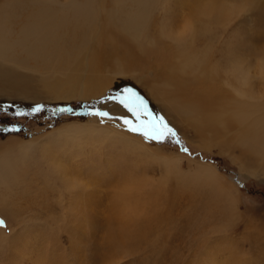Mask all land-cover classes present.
<instances>
[{
	"label": "rangeland",
	"instance_id": "374dc122",
	"mask_svg": "<svg viewBox=\"0 0 264 264\" xmlns=\"http://www.w3.org/2000/svg\"><path fill=\"white\" fill-rule=\"evenodd\" d=\"M9 1L11 0H5V1L0 0V5H1L0 16H2V14L4 13L3 12L5 11L4 8ZM21 1L24 3L23 7L19 6V9H17L18 12L16 14L14 13L8 19V26L11 29L9 35L11 37L13 36V34L15 33L17 34L18 31L20 33L21 31L20 29H23V27L29 22L30 20L29 18L31 17L30 15H32L31 18L33 19V12H35L34 7L37 6V4L43 5L44 3L42 0H21ZM55 1L56 2L58 1V3L60 4H68L70 0H65V2L64 0H55ZM78 1L84 2V0H78ZM143 1L142 0H117V1L96 0L97 4L95 3V6L96 9L98 10L100 6L104 4L107 12L108 11L110 12L112 9H118L121 11L122 8L119 6V3L122 2L124 4L125 9L124 11L121 12L119 11L120 13H127L132 17L133 15H135L136 20L137 17L139 18V16H143L142 21L143 22L145 21L144 22L145 24L143 26H145L144 27L146 32L145 36H147L146 42L144 43L142 39L138 41L137 37L132 36L133 35L132 32L129 33L126 31L124 32V29L119 27L117 23L112 21L111 23H108L109 18L107 19L104 13L98 12L99 13L97 15L98 22L96 21L95 27L94 26L92 27L86 26V28L83 27V30L78 32L77 36L76 34L73 35V31H72V33L70 32V36L65 40L63 51L73 53L74 51L69 50V47L75 46L77 48V51H79L77 53V57L78 56L80 57L78 59L79 63L77 64L78 66L76 67L77 69H75L76 71L74 73V76L69 81L70 83H67L65 89L61 92L60 99L57 98L55 95L51 94L52 92L48 90L44 85L46 84V80H49V78L54 77V75L51 76L52 72L53 74H55L57 71L59 72L60 60H56L54 62V64L56 65L55 70H47L48 72L50 71L49 73L44 72L43 70L42 72L37 69L35 71L34 70L28 71L27 69L18 67L11 62L9 64H5L6 66L1 65L7 69H8V65H10L11 66V67L9 66L10 70L14 72L16 71L18 73L19 72L23 73L24 70V74L26 75L25 76L26 80L29 81L31 79V83L30 84L28 83L29 85H27L28 90H26L25 88L26 86H21L20 91L19 89L17 90L14 89V92L12 93H3L5 92L3 91L4 88H0V154L6 152L9 153V151L14 152L19 148V146L31 143L35 140H38V144H42L43 138H45V136L53 134L55 135V137H52V139L48 138V141L50 140L48 144H56L57 147L54 146V148H55V152L58 151L56 153V155H58L57 158L61 160L63 164L68 168V171L72 175L71 177L73 176L77 177L78 175H80V177L82 176L81 178H84V180L89 184L81 183L83 184L82 187L84 185L85 186L83 188L80 187L79 188L80 191L77 189L76 191H70L68 193L64 192L60 196L59 192L56 189L58 186H61V184H63L62 183L63 181L59 177H54L56 173L51 174L50 176V178H52L51 181L47 180V177L49 175V171H46L48 167L47 165L48 163L42 161L38 165L32 167L29 172L33 176H30L31 174H28L24 179L25 182H28L26 187L27 189L23 188L24 180L23 181L20 180L22 182L20 181L18 182L20 183L19 186L17 185L16 186L17 188L15 187L10 197H6L4 195L5 198L7 199L6 202L2 201V199L0 201V231L6 233L7 236H9L10 234V236L8 237L9 239H7V242L5 244L0 243V262H1L0 264H10V259L11 257H13V254H15V252H17L19 248L25 246L24 244H22L23 240L26 241L30 239L32 240V242L30 246L27 245L29 247V248L27 247V252H31V250H33L32 251L33 253L35 248L36 249L35 253H36L38 248L37 253L41 254L42 256H48L49 253L46 251V246H47L50 252H53V254H56V252H63L64 256L69 257V258L66 257L68 261L71 258L72 260L69 261L70 264H76V263L100 264L101 260L98 262H95L93 260L92 262L87 256L93 247L96 248V249L93 248V251L95 252H100V253H102V251L107 252V246L104 245L102 249L101 247L99 249V247H97V243L95 242V240L101 239L100 234L103 237L105 236V230H106L105 228H107V224H111V222H115V224L124 223V226H128L132 224V227L135 223L136 224L143 223L142 225H145V227L147 228L142 231L143 237H146L148 241L151 242L147 244L146 242H142L141 240L136 246H133L131 252H133L134 250L135 251L130 255H127V258L121 260L122 255H118L116 256V260L111 259V264H123V263L147 264V260L148 261L153 260V258L156 255H158L159 252L164 253L165 247H166L165 250L170 249V247H172L175 248V251L176 250L178 251L177 247L174 245V243L177 240H180L181 243L187 241L190 242L191 241L190 238L193 237L195 238L196 235H197L196 238H198L200 231L202 230L206 232L203 238L210 240L219 239V241H223V242H228L229 240L241 241V239L247 237L248 239L247 240L245 239L244 241H242L244 243H241L242 244L240 246V248L242 249V250L240 249L241 251H246V249H249V246L252 244L251 241L254 240L261 242L264 241V161L261 160L260 156L259 157L256 156L258 147L253 148L256 146L251 145V147L248 146L247 148L246 146L242 145L243 146L242 148L240 144H237L236 141L237 139H235V137L232 135L234 130L231 132L230 129L225 130L223 132V131H217L216 130L217 128H213L209 131L204 132V135H201L202 138L201 140L198 137L195 138V131H193V129L189 125L184 123L185 119H183V117L182 118L179 117L178 114H177L178 116L177 115L175 116L174 114L173 116H169L164 119L165 121L167 120L166 122L169 124V126H171L176 130L177 135L175 137H169L162 144L156 143L155 141H145V139L141 135L127 131V126L123 123V120L128 119L129 121L132 122V126L143 125L144 126L143 130H150L152 127V122L154 120H157L158 117H160L159 113H154L155 111L150 108L149 104L146 102V100H144L145 98L141 96L140 90L136 89L135 86L132 85L126 77L124 78L117 77L116 80L115 79L112 80L109 79L110 76H108L111 75L110 73H108V70L111 69L112 66L114 65L117 70L120 69L126 71L131 70L130 72L131 75L133 76L131 77L130 75V77L133 78L134 80H137L139 75L146 76V79L148 78L147 82L153 84L152 80L154 79L155 83H157L158 84L157 86L159 87L163 85L162 80L167 81L168 71H171V68L174 69L176 67L175 62L177 60L175 61V58L179 56L181 50L182 51L185 50L186 52L185 53L183 52L184 54L183 60H185L184 61L185 63L189 59L192 58L194 59L197 55H199L200 58L206 57V60L202 62L201 65H198L196 63L195 65L199 66V69L205 70L206 73H211L213 75V79L224 78L225 80V78L226 79L228 78L227 81L232 82L234 80L233 76H231V73H233L232 72L233 68L232 69L230 68L234 67L233 64L235 62L234 59V56H236L235 54H238V56H240L241 53L242 56L243 55L253 56V54H257L252 44L249 45L250 48H248V46L247 47L244 46L245 49L241 53H238V51L236 50L238 49V46L241 47L243 43L247 45L248 40L252 37L253 33H254L253 35L254 38H257L260 34L261 37L262 36L264 37V33H263L264 12H262V10H255L253 13H247V15H245L241 20V17L238 18L237 16H235V14H233L232 11L231 13H229L231 14L230 17L227 11L229 10L231 11V9L233 10L232 7L241 4L240 3L241 0H233V1L221 0L222 3L218 2L217 5H219L222 11L224 12L222 11L220 12L218 10V14H220V16L222 15V13L223 15L226 14L227 17L222 19H224V21L226 19H230L231 21L230 20L228 22L226 21V23L223 25L227 26V24L233 22L231 26H229L227 29L225 26H224L225 28L221 27L223 25L218 24L217 21L216 23L215 20L217 19V17L215 19V17L213 16L211 17L212 21L214 20L212 24L213 26L215 25L214 26L215 28H218V32L215 31V28L212 27L211 24L210 25L212 28L211 32L210 34H207L208 32L207 33L204 32L205 29L203 30L201 29L204 27L203 24L196 23L197 25L196 32L197 34L198 33L199 34L198 35L196 34L195 40L193 39L192 42L191 40L188 41L189 39H191L190 38L191 36L190 35H188L189 37L186 36L185 39L183 40L185 42V45H183L184 42L182 43L184 48L183 46H181V48L176 46V48L178 47L176 50L175 45L173 44L174 42L170 40L169 41L163 40V38H161V32L163 31V29L160 28L163 27L164 23L170 20H171L170 22H172V20L174 22L176 21V19L180 20L181 19L180 17L184 16V14H182L184 13L183 11L184 7H182L181 5L182 0L180 1L179 0H156V1L149 0L150 1L149 4H147V1L145 0ZM169 1L171 7L170 4L168 6ZM199 1H204V4L202 6L201 4L200 6L197 5L196 6L197 11H199L200 8L206 6H207L206 11L210 9V7L208 6L210 4L207 0H199ZM251 1L254 0H249L248 2H250L251 4L252 3ZM191 2L193 5L195 4L194 0H191ZM254 2H256V0ZM30 6L33 8L31 9ZM25 7H27V9ZM110 7L112 9H110ZM173 7L175 8L173 9ZM147 8H149L150 11H148ZM171 8L173 9L172 11ZM142 10L144 11L142 12ZM163 12L167 14H164ZM200 12L201 10L198 13ZM7 13L12 14V12L10 11H8ZM195 13L193 12L191 14V16L193 15V17L191 18L189 17L187 19L186 22L188 24L190 23V19L192 20L193 18H196L197 13L196 14ZM145 14L147 19L144 18ZM23 15L26 18H24ZM165 15L166 16L169 15L170 18L169 16L166 17ZM236 15H239L238 12L236 13ZM165 18L166 20L168 18V21H165L164 20ZM202 18L204 19L205 22H208L204 17H201L200 20H202ZM251 19H254L255 22L253 25L250 26ZM212 31H215L213 32L215 34H213ZM149 36L152 37V39L149 38ZM212 36L214 37L211 38ZM70 37H72L71 41H70ZM133 37L134 40L132 39ZM73 38H75V41H72ZM150 40L153 41L151 42ZM149 45H152L153 47ZM260 46H262V48L264 49V42H262ZM142 49L145 50L146 53L143 52ZM200 49L202 51H200ZM140 50H142V52ZM170 50L171 53L169 52ZM239 50H241V48H239ZM187 52L188 53L191 52L190 54L192 55V57ZM23 54L24 53L22 54L20 53L18 55L21 56L20 59H23V64H26L28 62V61L26 62L25 60V58L27 59V55L26 54L23 55ZM175 54L178 56H176ZM115 56H118L119 58L117 61L113 63ZM247 56H244L245 59L247 58ZM171 58L174 62L171 61ZM227 58H229L228 62L230 61L231 63L230 62L229 63L232 65H230L227 62ZM252 58L253 60L252 59L250 60L248 58L250 62L252 61L254 62L255 56ZM230 59H232V61ZM214 61L218 62L219 64ZM30 63L33 62H28V65ZM99 63L101 64V67H99ZM95 65H98V67H95ZM216 66L221 70L220 69L218 70ZM168 67L169 69H167ZM188 67L190 68V66ZM195 68L196 66L193 67V69ZM94 69L97 70L99 69L100 71V73L98 74L99 76L93 77V79L95 80L93 81L95 83L89 81V79L92 78L88 79V77H83V74L90 75V72ZM163 69L165 70L167 69V70L163 71ZM174 70H176V68ZM86 71L88 72L86 73ZM223 72L225 75L222 74ZM228 72H229V76H228ZM27 73L29 74V76ZM104 73L105 75L102 76V74ZM58 76L59 75H56V77ZM178 76L179 75L176 76V79H178L177 78ZM184 77L186 76L184 75L183 78ZM98 79L101 80V82L104 84L105 90L104 89L101 90L102 93L99 91L100 93L98 92L96 94L92 93L90 95H84L87 89H92L95 88L96 86H100L98 83ZM43 80H45V82ZM215 82L210 83L209 85L210 87L207 86L206 88L204 87L201 90L199 89L200 91L198 90V92L194 91L193 88H188V89L186 88L185 89L186 92L184 91L185 95L183 96L185 99L186 98L190 99L193 98L195 95H197L200 100L210 101V99H212L214 100V102L217 100L224 101V99H227V97L230 96L228 94L229 92L226 89H222L220 83L218 84L217 81ZM106 83L107 84L110 83L109 86H107ZM218 86L221 88H219ZM22 87H24L25 89H23ZM208 87L210 88V90ZM34 90H38V93L37 92L34 93ZM215 90L217 93L215 92ZM42 92L45 94V96ZM45 92H48L49 94ZM130 92H135L136 94H138L139 97H142L143 100L145 101L146 111L141 110L139 118H137L135 114L130 112L128 108H126L122 103H120L122 99L129 96ZM209 92H212L213 94L211 93L210 95ZM225 92H227V94ZM38 94H40V97ZM70 94L72 96H70ZM109 97H112V99H108ZM101 101H103V103H101ZM108 105L111 107H109ZM38 106L41 107V111L35 110ZM119 106L120 107L122 106L121 110L122 111L125 110V111L122 112L121 110L117 109V107ZM97 111L109 112L110 117L113 118L99 117L92 114ZM72 124H74L73 126H75V128L77 127V129L75 130L81 131L83 134L84 139L82 140V142L79 141L80 144H83L82 147L79 146L77 142H74V140L65 137L63 131H67L69 127L72 126ZM83 124L86 126L87 129L85 128V126H83ZM88 124L90 127H87ZM79 126L81 128L83 127V130L79 128ZM157 126L159 127L158 124ZM88 128H90L89 131L91 133L88 131ZM84 132L85 133L87 132V134H85ZM60 133L61 134L63 133L62 136L60 135ZM119 134H123V135L121 136ZM124 134H126L127 136ZM103 135L105 138L102 137ZM123 136L125 138H123ZM57 138L58 139L61 138V139L58 140ZM110 138L112 140H110ZM115 138L118 139V143L116 142L117 140ZM130 138H131V142L129 140ZM177 140L179 141V143H176ZM135 143H140V144L142 143L141 145L143 147L138 148L137 144ZM61 144H64L65 147L62 146ZM59 147L61 148V150ZM80 148L83 150H81ZM85 148L86 150L84 151ZM184 148H187L188 152H184L182 150ZM244 148L247 150H245ZM153 153L155 154V156H157L158 154L159 156L162 155L167 158L178 157L177 159H182V160H178L179 166L176 170H173V168L168 169L169 166L166 167V172H168L170 169L171 170L169 171L170 172L169 174L165 175L164 173H162L163 171L159 166L157 157H155L154 159L151 157V155L153 156ZM76 154L79 156L80 159H77L78 156ZM89 155L90 157H88ZM82 158H83V162H81ZM40 165L43 166V168ZM206 167L213 168V170L222 178L221 183H223L222 184L223 188L226 187L228 190L231 189L232 191L233 190L236 191V198L238 199V203H239L238 204L239 209L237 210V213H230L225 209L222 200L217 198V194L215 195L213 191L215 190L214 188L207 186L204 183H201L200 179L197 180V178L196 179L195 177L193 178V176H195L196 173L199 172L202 173V168L206 170ZM39 169L41 172L39 171ZM43 170L45 172H43ZM75 173L78 174L76 175ZM148 178L151 179L150 181L151 184L150 183L147 184V190H146L144 187L143 188L141 187L143 186V183L141 182L145 181V183H147ZM164 178L167 179V182L163 181ZM137 180H139L138 183L137 182L135 183L134 181ZM43 181L45 183L49 182L48 183L49 186L47 183L45 184ZM42 182L45 185H42L43 184ZM131 183H134L135 185L139 184L140 188L143 191H146V193L145 192L143 193V191L140 190L137 192L136 190H134V187L130 185ZM185 184L186 186L184 187ZM126 185L128 186L130 185L129 188L132 186V189L130 188L129 190L128 188L127 190ZM29 186L30 188H28ZM86 186L90 188H86ZM121 187H125V191H123ZM96 188L97 191L95 190ZM97 192L99 193V195ZM70 194L72 195V197L70 196ZM92 194H94L95 196H93ZM86 195H90L91 197H93L92 201L90 202L91 204L89 203V206L91 205L90 206L91 209L89 208L88 205L81 206L77 204L80 201V199H83L86 203H88L87 200L88 198L85 197ZM78 196H80L81 198ZM94 197L96 198V200ZM76 200L78 202H76ZM10 203L12 205L11 207H10ZM94 203L96 204L93 205ZM117 203L120 205H118ZM126 204H130V205L126 206ZM122 205L125 206L122 207ZM157 205L159 207L154 208L157 207ZM78 207H81L82 212L86 214L85 218L86 217L87 218L86 219L82 218L78 213L79 218L78 220L77 219L76 220L78 221L79 226L76 227L75 230L73 231V229L70 228V224H75V223L70 221L66 222V220L69 219V217H67V214L70 213L71 208L74 209ZM99 207L101 208V210L98 209ZM120 207L132 208L131 215L129 212H126L127 215L124 214L122 217H119L121 215V214L118 215V210ZM148 207L150 210L148 209ZM152 207L153 209H151ZM85 208L87 209L88 214L85 212L86 211ZM142 212L144 213L140 215L139 213ZM91 213L93 214L91 215ZM63 217H65V220H61L60 223L63 224L61 226L59 221L61 218L63 219ZM72 218L75 219L74 217ZM79 219L80 221L82 219V222H80ZM140 219L141 222L139 221ZM96 222L100 224L102 228V233L101 232L99 233L96 230L97 229V227H95V224H97ZM93 223H94L93 225L94 228L91 227ZM152 225H155L156 227L162 225V229H161L162 231H157V233L150 231L149 227L152 228L153 227ZM80 226H82L81 229H79ZM188 227H191V229ZM90 228H93V230ZM76 229H79L81 231L79 232V230ZM87 229L88 231L89 230L90 231L87 232ZM12 231H15V233L17 232L23 235L21 238L22 240L15 239L16 242H13L14 240H12V242L15 243L16 246L18 245L17 247L15 245L14 246L11 245L13 244L11 242V238L13 237ZM40 231L41 233H39ZM35 233H38L37 237L34 235ZM57 233L59 235H57ZM61 234H63L62 237ZM26 235H28L29 237ZM65 235L67 238L65 237ZM55 236L58 239H56ZM53 237L56 239L55 241ZM34 238L37 239V241L34 240ZM75 239H77V241L83 239L84 241L87 242H84L85 243L84 245L83 243L77 242ZM51 240L53 241L50 242ZM72 240L76 241L77 245H80L79 246L80 249H78L77 251L70 250L69 241L71 242ZM58 245H61L63 251H60V249H58ZM231 248L234 249L235 248L234 245L231 246ZM212 252L218 253L219 251L218 252L216 250L213 251L212 249L210 250V253ZM19 256L20 255H18L17 259L19 258ZM125 260L126 262H124ZM108 264H110V258H108Z\"/></svg>",
	"mask_w": 264,
	"mask_h": 264
},
{
	"label": "bare ground",
	"instance_id": "6f19581e",
	"mask_svg": "<svg viewBox=\"0 0 264 264\" xmlns=\"http://www.w3.org/2000/svg\"><path fill=\"white\" fill-rule=\"evenodd\" d=\"M42 1L44 2L43 5H41V4L38 5L37 4V6L34 7V11L35 12H33V19L31 18L32 15H30L31 17L30 18L28 17L30 19L29 22L23 27V29L19 28L21 31H20V33L18 31V33H19V34L17 33L18 35L16 33H15L16 35L13 34L12 37L9 35V32H10L11 29L8 26V19L14 13L16 14L18 12L17 9H19V6L23 7L24 3L21 0H11V1H9L8 4H6V6L4 8L5 9V11H3L4 13L2 14V16H0V88H4L3 91H5V92H3V93H12V92H14V89H16V90L19 89V91H20L21 86H26L25 88H26V90H28L27 89L28 88L27 85H29L31 83V79L29 81L26 80V77H25L26 75L24 74V70L23 69H27L28 71H30V70L31 71L32 70L35 71L37 69V70H40V71L43 70L44 72H48L47 70H55V66L56 65L54 64V62L56 60H60L59 61V69H60L59 72L57 71L55 74H53V72H52L51 76L54 75V77L49 78V80L45 79L46 80V84H44L46 86V88L52 92L51 94L55 95L57 98L60 99L61 98V92L65 89L66 84L70 83L69 81L74 76V73L76 71L75 69H77L76 67H78L77 64L79 63L78 59L80 57V56L77 57V53L79 51H77V48L75 46L74 47H69V50L74 51L73 53L72 52H66V51L64 52L63 51L64 45H65V40L70 36V32L72 33V31H73V35L76 34V36H77V33L83 30V27H85V28H86V26H91V27L94 26L95 27L96 21L98 20V18H97V15L99 14L98 12L104 13V15H106V18L107 19L109 18L108 19L109 20L108 23H111V21L115 22V23H117V25L119 27L124 29V32L125 31L128 32V33L132 32V34H133L132 36L137 37L138 41H140V39H142L144 41V43L146 42L147 36H145V34H146L145 28H144L145 26H143L145 24L144 23L145 21L144 22L142 21L143 20L142 19L143 16H139V18L137 17V20H136L135 15H133V17H132V16H130L127 13H120L121 11H124V9H125L124 8V4L122 2L119 3V6L122 8L121 11L118 10V9H112L110 7V9H112V10L110 12L109 11L107 12L104 4H102L100 6L99 10L96 9V6H95L96 0H84V2H79L78 0H70L68 4H60V3H58V1L56 2L55 0H42ZM145 1H147V4H149V2H150L149 0H145ZM207 1L210 4V5H208L210 7V9L208 11H206V7L207 6L206 7H202V8H200L201 12L198 13L200 10L197 11V7L196 6L197 5L200 6V4L202 6L204 4V1L194 0L195 4L193 5L191 0H182L181 5H182V7H184L183 8L184 13H182V14H184V16L180 17L181 18L180 20L176 19V21H174V22H173V20H172V22H170L171 20L168 21V18H167V20L165 18L164 20L168 21V22L164 23L163 27L160 28V29H163V31L161 32V38H163V40H167V41L170 40V41L174 42L173 44L175 45V48H176V46L181 48V46L185 45V42L183 40L185 39L186 36H188V35L191 36L190 37L191 39H189V40L187 39L188 41L191 40V42H192L193 39L195 40V36L197 34V32H196L197 31L196 30L197 29L196 23L203 24L204 27L201 28V29L202 30L205 29L204 32L205 33L208 32L207 34H210L211 29H212L211 26L212 27L215 26V25L213 26V24H212L214 22V20L212 21L211 17L214 16L215 19L217 17L215 22L217 21L218 24H222V25L225 24L226 21L228 22L230 20V19H226L224 21V19H222V18L227 17L226 14L223 15V13H222L221 16H220V14H218V10L220 12L222 11L221 7L219 5H217L218 2L222 3L221 0H207ZM248 1L249 0H241V2H240L241 4L236 5L237 7L236 6L232 7L233 10L231 9V11L227 8L229 10V11H227L228 14L233 11V14H235V16H237L238 18L241 17V20H242V18L245 15H247V13H253L255 10H262V12H264V0H256V2H254L255 1L254 0V1H251L252 2L251 4ZM64 2H65V0H64ZM144 4H146V3H144ZM169 4H170V1L168 3V6H169ZM170 7H171V4H170ZM182 7H181V9H182ZM25 8L27 9V7H25ZM30 8L32 9L33 7L30 6ZM174 8L175 7H173V9ZM173 9L171 8V11ZM21 10H22V8H21ZM147 10L150 11L149 8H147ZM147 10H145V11H147ZM8 11L12 12V14L7 13ZM143 11L144 10H142V12ZM193 12L194 13L196 12L197 16L195 15L196 18H193L192 20L190 19V23H189L190 25H189L186 21H187V19L189 17L190 18L193 17V15L191 16V14ZM222 12H224V11H222ZM237 12H238L239 15H236ZM164 14H167V13H164ZM25 16H27V15H25ZM168 16L169 15H167L166 17H168ZM177 16H178V14H177ZM186 16H188V17H186ZM200 16L206 18V20L208 22H205L203 18H202V20H200L201 19ZM229 16L231 17V14H229ZM250 16H251V14H250ZM23 17H24V15H23ZM24 18H26V17H24ZM144 18L147 19L146 18V14H145ZM169 18H170V16H169ZM137 21H139V22H137ZM250 22H251V24H250V26H251V25L254 24L255 21H254V19H251ZM232 23L233 22H231L230 24H227V26L226 25H223V26L218 25V26H221V27L225 26L226 29H227L229 26H231ZM17 30H18V28H17ZM151 31H152V29H151ZM215 31L218 32V28H215ZM215 31H212V33L215 32ZM224 31H226V30H224ZM213 34H215V33H213ZM80 35H81V33H80ZM80 35H79V37H80ZM222 35H223V33H222ZM253 35H254V33H253ZM253 35L248 40L247 45H245L243 43L241 47L238 46V49L236 51H238V53H241L245 49L244 46H246V47L248 46V48H250L249 45L252 44V46L256 50L257 54H253V56H247V55H243L242 56V53H241L240 56H238V54H235L236 55V56H234L235 62L233 64L234 67L230 68V69L233 68L232 69L233 73H231V76H233L234 80L232 82H228L227 81L228 78L227 79L225 78V80H224V78L223 79H221V78L220 79L219 78L213 79V75L211 73H206L205 70H201V69H199V66L195 65V63L198 64V65H201L202 62H204L206 60V57L205 58H200L199 55H197L194 59L193 58L189 59L185 63L184 62L185 60H183L184 59L183 52L185 53L186 52L185 50L184 51L181 50V53H179V56L175 54L176 56H178V57L175 58V61L177 60L175 62L176 70H174L175 68L174 69L171 68V71H168V74H167V76H168L167 81L162 80V84L163 85H161L159 87L157 86L158 84L155 83L154 79L152 80L153 84H150V83L147 82L148 78L146 79V76H140L138 74L140 77L138 76L137 80H134L133 78H131L133 76V75H131V72H130L131 70L130 71H126V70H122V69L117 70L114 65L112 66L111 69L108 70V73L111 74V75H108V76H110L109 79H112V80L113 79L116 80L117 77H120V78L121 77L122 78L126 77L128 79V81H130V83L135 86L136 89L140 90L141 96H143L145 98L144 100H146V102L149 104L150 108L155 111L154 113H159L160 117L162 116L165 119V118H167L169 116H173L174 114H175V116L178 114L179 117H181V118L183 117V119H185L184 123L189 125L193 129V131H195V138L198 137L201 140L202 139L201 135H204V132L209 131V130H211L213 128H217L216 129L217 131H223V132L225 130H228V129H230L231 132L234 130L232 135L235 137V139H237L236 140L237 144H240L242 148H243V146H246L248 148V146L251 147V145L256 146V147H253V148H257L258 147L257 148L258 150L256 149L257 150V155H256V153H255V155L257 157L260 156L261 160L264 161V49L262 48V46H260L262 44V42H264V37L263 36L261 37V34H260L257 38H254ZM213 37L214 36H212L211 38H213ZM237 37H239V36H237ZM71 38L72 37H70V41H71ZM149 38L152 39V37H150V36H149ZM132 39L134 40V37ZM153 40H154V38H153ZM153 40H150V41L152 42ZM187 40H185V41H187ZM72 41H75V38H73ZM246 41H247V39H246ZM182 43H183V45H182ZM149 44H150V42H149ZM258 45H259V47H258ZM149 46H152V45H149ZM166 48H167V46H166ZM177 48H176V50H177ZM183 48H184V46H183ZM190 48H191V46H190ZM239 48H241V50H239ZM142 50H140V51L142 52ZM200 51H202V50L200 49ZM250 51H252V50H250ZM143 52L146 53L145 50H143ZM169 52L171 53V50ZM20 53L21 54L24 53V54L27 55V59L25 58L26 62L28 61V62H33V63H30L29 65H28V62L26 64H23V59H20L21 56L18 55ZM190 53H188V54H190ZM244 53H245V51H244ZM170 55H172V54H170ZM244 56H247V58L245 59ZM254 56H255L254 62L253 61L250 62L249 59L253 60L252 57H254ZM138 57H139V55H138ZM191 57H192V55H191ZM118 58H119L118 56H115L113 63L115 61H117ZM229 58H227V62H228ZM230 60L232 61V59H230ZM171 61H173L172 58H171ZM10 62L15 64L18 67L23 68L22 69L23 73H20V72L18 73L16 71L14 72V71L10 70V68H9L10 65H8V69L4 68V66H6L5 64H9ZM214 62H216V61H214ZM216 63H218V62H216ZM187 64H189V65H187ZM1 65H4V66H1ZM230 65H232V64H230ZM188 66H190V68ZM194 66H196L195 69H193ZM95 67H98V65H95ZM99 67H101L100 63H99ZM130 69H131V67H130ZM167 69H169V67ZM203 69H206V68H203ZM219 69L220 68H218V70ZM164 70L165 69H163V71ZM87 72L88 71H86V73ZM230 72H231V70H230ZM99 73H100L99 69L98 70L94 69V70H92L90 72V75L83 74V77H88V79L92 78V79H89V81H92L93 83H95L94 82L95 80L93 79V77L94 76H99L98 75ZM225 73H227V72H225ZM222 74L225 75L224 72ZM56 75H59V76L56 77ZM103 75H105V73L102 74V76ZM130 75H131V77H130ZM177 75H179L177 77L178 79H176ZM184 75L186 77L183 78ZM28 76H29V74H28ZM228 76H229V72H228ZM47 77H49V76H47ZM45 80H43V81L45 82ZM229 80H230V78H229ZM215 81H217L218 84L219 83L221 84L222 89H226L229 92L228 94L230 96H228L227 99H224V101H222V100L218 101L217 100V101L214 102V100H212V99H210V101L200 100L197 95H195L193 98H190V99H187V98L185 99L184 98L183 95H185V92H186L185 89L186 88L187 89L188 88H193L194 91L198 92L199 89L201 90L204 87L206 88L207 86L210 85V83L215 82ZM37 83H38V81H37ZM98 83H99L100 86H96L95 88H92V89H87L85 91L84 95H90L92 93L96 94L99 91L101 92V90H103V89L105 90L104 84L101 82V80L98 79ZM109 84L110 83H108L107 86H109ZM214 87H215V85H214ZM221 87H219V88H221ZM22 88L25 89L24 87H22ZM32 89H33V87H32ZM38 89H40V88H38ZM41 89H42V86H41ZM212 89H214V88H212ZM209 90H210V88H209ZM216 90H215V92H216ZM35 92L38 93V90H34V93ZM197 92H195V93H197ZM201 92H203V91H201ZM212 92H209L210 95H211ZM45 93H48V92H45ZM225 93L227 94V92H225ZM43 94H42V96H43ZM38 95L40 97V94H38ZM38 95H36V96H38ZM44 96H45V94H44ZM70 96H72V95L70 94ZM188 96H190V95H188ZM109 107H111V106H109ZM121 108H122V106L121 107L120 106L117 107V109H119V110H121ZM123 111H125V110H123ZM166 112H167V115H166ZM73 125L74 124H72V126H70V127L68 126L69 129L68 130L65 129L67 131H63L64 134H65V137L68 138V139L74 140V142H77L78 145L82 147L83 144H80L79 141L82 142V140L84 139L83 134H82L81 131L75 130V129H77V127L75 128V126H73ZM83 126H85V125L83 124ZM87 127H90L89 124H88ZM79 128H81V127L79 126ZM85 128H86V126H85ZM91 128H92V125H91ZM93 128H95V127H93ZM81 129L83 130V127ZM89 129L90 128H88V131H89ZM63 130H64V128H63ZM105 130H108V129H105ZM59 131H58V133H59ZM62 134L60 133L61 136H62ZM85 134H87V132ZM95 135H97V134H95ZM119 135L122 136L123 134H119ZM124 135H126V134H124ZM52 137H55V135L52 134V135L45 136V138H43V143L42 144H38V140H35V141L31 142V143L21 145V146H19V148L17 147L18 149L16 151H14V152H10L9 151V153L6 152V153L0 154V201L2 199V201L6 202L7 199L5 198V196L6 197H10V195L13 193V190L15 189V187L17 185L19 186L20 183H18V182L20 180L23 181L28 174H31L29 172L31 170V168L34 167L35 165H38L42 161L43 162L45 161V162L48 163L47 164L48 167H47V170H46V171H49V175L47 177L48 181L52 180V178H50L52 173H56L54 177H59V178L62 179V181H63L62 183L63 184H61V186H58L57 189H56L59 192L60 196L64 192L68 193L70 191H76L77 189L80 191L79 188L82 187L83 184H89V183H87L84 180V178H81L82 176L80 177V175H78L77 177L76 176L71 177L72 175L68 171V168L63 164V162L61 160H59L57 158L58 155H56V153L58 151L55 152V148H54V146H56V144H48V142L50 141V140L48 141V138L52 139ZM102 137L105 138L104 135ZM129 137H130V135H129ZM111 138H110V140H112ZM113 138H114V136H113ZM123 138H125V137L123 136ZM59 139H61V138H59ZM116 140H117L116 142L118 143V139H116ZM129 140L131 142V138ZM64 142H65V140H64ZM74 142H73V144H74ZM127 144H129V143H127ZM135 144H137L138 148H142L143 147L141 145L142 143L141 144L140 143H135ZM61 145L64 146V144H61ZM60 150H61V148H60ZM81 150H83V149H81ZM85 150H86V148L84 149V151ZM245 150H247V149H245ZM69 151H72V150H69ZM81 153H83V152H81ZM90 153H92V152H90ZM77 154H78V152H77ZM153 156L151 155V157L153 159L155 157H157V161L159 163V166H160V168L163 171L162 173H164L165 175L169 174L170 173L169 171L171 170L170 169L168 172H166V167L169 166L168 169L169 168H173V170H176L178 168V166H179V161L178 160H182V159H177L178 157L177 158H167V157H164L162 155L159 156L158 154H157V156H155L154 153H153ZM60 157H61V155H60ZM88 157H90V155ZM77 159H80L79 156L77 157ZM75 160H76V158H75ZM84 160H85V158H84ZM81 162H83V158H82ZM76 163H74V164H76ZM44 165H45V163H44ZM70 166H72V165H70ZM41 167L43 168V166H41ZM71 168H73V167H71ZM160 168H159V170H160ZM32 171H33V169H32ZM34 171H35V169H34ZM39 171H40V169H39ZM43 172H45V171L43 170ZM83 173H81V174H83ZM40 174H42V173H40ZM30 176H33V175L31 174ZM194 177H195V179L197 178V180L200 179L201 183H204L205 185L210 186V187L215 189V190H213L215 195L217 194V198L222 200L223 205H224L225 209L228 212L237 213V210L239 209L238 208V204L239 203H238V199L236 198V191L235 190L232 191L231 189L228 190L226 187H225L226 189L223 188L222 187L223 183H221L222 178L213 170V168H211V167L207 168L206 167V170L202 168V173H200V172L196 173V175L193 176V178ZM147 180H148L147 183H145V181L141 182V183H143V186H141V187L142 188L144 187L146 190H147V184L150 183L151 179L148 178ZM22 181H20V182H22ZM44 181H46V180H44ZM138 181L139 180L134 181V182L138 183ZM163 181L167 182V179L164 178ZM44 183L42 185H45L47 182L45 184ZM81 183H83V184H81ZM23 184H24V186L23 185L22 186L25 189L27 187L28 182H25V180H24ZM130 185H132L134 187V190H136L137 192L139 190L143 191L140 188L139 184L135 185L134 183H131ZM48 186H49V184H48ZM97 186H99V185H97ZM129 186L126 185L127 190L129 188ZM132 186L130 187L131 189H132ZM185 186H186V184L184 185V187ZM28 188H30V186ZM54 188H55V186H54ZM86 188H90V187L86 186ZM121 188H122L123 191H125V187H121ZM130 188H129V190H130ZM5 189L8 190V191H6ZM95 190L97 191V188ZM4 191H6V192H4ZM90 192H91V190H90ZM144 192L146 193V191H143V193ZM20 193H21V191H20ZM51 193H53V192H51ZM88 194H89V192H88ZM94 194H95V192H94ZM94 194H92V195L95 196ZM98 195H99V193H98ZM70 196L72 197L71 194H70ZM70 196H69V198H70ZM78 197H80V196H78ZM85 197L88 198L87 199L88 203H86L83 199H80L81 198L80 197L79 198L80 199L79 202L76 200V202H78L77 204H79L81 206L82 205H84V206L88 205L89 206V203L92 201L93 197H91L90 195H86ZM66 198H68V197H66ZM95 200H96V198H95ZM68 201H70V200H68ZM95 204L96 203H94L93 205H95ZM118 205H120V204H118ZM128 205H130V204H126V206H128ZM11 206L12 205L10 203V207ZM65 206H66V204H65ZM90 206H89V208H90ZM123 206H125V205H122V207ZM158 207L159 206L157 205V207H154V208H158ZM78 208H80V209H78ZM78 208H74L75 210L73 208H71L70 213L67 214V217H69V219H67L66 222L70 221V222L75 223V224H70V228H72L73 231L75 230L76 227L79 226L78 221H77L78 218H79L78 217L79 216L78 213L80 214V216L82 218H85V216H86V214L84 212H82L81 207H78ZM143 208H144V206H143ZM160 208H161V206H160ZM64 209H65V207H64ZM83 209H84V207H83ZM98 209L101 210L100 207ZM148 209H149V207H148ZM151 209H153V207ZM20 210H22V209H20ZM4 211H6V210H4ZM85 212L88 214L87 209H86ZM126 212H129L130 215H131L132 208H129V207L121 208L120 207L119 210H118V215L119 214H121V215L119 217H122L124 214L127 215ZM153 212H156V211H153ZM15 213H17V212H15ZM143 213L144 212L139 213V214L141 215ZM92 214L93 213H91V215ZM96 214H97V212H96ZM57 216H59V215H57ZM149 216H150V214H149ZM72 217H74L75 219H73ZM90 218H88V219H90ZM88 219H87V221H88ZM49 220H51V219H49ZM61 220H65V217H63V219L61 218L59 223L61 222ZM18 221H19V219H18ZM79 221H80V219H79ZM139 221L141 222V219ZM80 222H82V219H81ZM62 223H63V221H62ZM96 223H97V224H95V227H97L96 230L99 233L100 232L102 233V228H101L100 224L98 222H96ZM135 224L133 225V227H132V224H130L128 226H124V223H121V224H117L116 223L115 224V222H111V224H107V228H105L106 229L105 230V236L103 237L100 234L101 239H96L97 241L95 240V242L97 243V247H99V249H100V247L102 249L104 247V245H106L107 246V252H104V251H102V253L95 252V251H93V248H94L93 247L90 250V253L87 256L90 259V261L93 262V260H94L95 262H98V261L101 260L100 264H108V258H110V264H111V259H113V260L115 259L116 260V256H118V255H122L121 260H124L125 258H127V255H130L131 253H133L135 251L134 250L133 252H131V249L133 248V246H136L141 240H142V242H146L147 244L151 243L150 241H148V239L146 237H143L142 231L147 229L145 227V225H142L143 223L142 224H136V227H135ZM62 225L63 224H61V226ZM93 225H94V223L92 224L91 227L94 228ZM50 226H52V225H50ZM152 226L155 227V228L149 227L150 231L156 232V233H157V231H162L161 230L162 229V225H159L158 227H156L155 225H152ZM81 227L82 226H80L79 229H81ZM93 228H90V229L93 230ZM188 228L191 229V227H188ZM79 229H76V230H79ZM40 230H41V227H40ZM63 231H65V230H63ZM80 231L81 230H79V232ZM89 231L87 229V232H89ZM12 232L14 233V235L12 233V236H13L12 238L13 239L11 238V242H12V240H14L13 242H16L15 239L19 240L23 236V235H21V234H19L17 232L15 233V231H12ZM39 233H41V231ZM205 233L206 232H204V230L200 231V234H199L198 238H196L197 237V235H196L195 238L194 237L190 238V240H191L190 242L186 240L187 242L181 243L180 240H177L174 243V245L177 247L178 251L177 250L175 251V248H172V247H170V249L165 250V248H166L165 247L164 248V253L159 252V254L156 255L153 258V260H151V261L147 260V264H172V263L173 264H264V241H262V242L261 241H255V240L251 241L252 244L250 246H252V247L249 246V249H246V251H241L242 250L240 248V246L242 245L241 243H244L242 241H244L245 239L247 240L248 239L247 237H245L244 239H241V241L229 240L228 242H223V241H219V239H214V240H210V239H206V238L204 239L203 236H204ZM34 235L37 237L38 233H35ZM57 235H59V234L57 233ZM62 235L63 234H61V237H62ZM0 236H1L0 237V243H4L5 244L7 242V239H9L8 237L10 236V234H9V236H7L6 233L0 231ZM26 236H28V235H26ZM56 236H55V238H56ZM65 237H66V235H65ZM55 238H54V241L56 239H58V238H56V239ZM93 238H94V236H93ZM30 240H26V241L23 240L22 244H24L25 246L19 248V250L17 252H15V254H13V257L10 256L11 257L10 264H45V263L46 264H70L69 261L72 260L71 258L68 261L66 259V257H68V256H64L63 252H56V254H53V252H50V250H49V248L47 246H46V251L49 253L48 256H42L41 254L37 253L38 252V248H37V252L36 253H35L36 249L34 248V252L33 253H35V254L32 253L33 250H31V252H27V247H28L27 245L30 246L31 242H32V240L31 241ZM34 240L37 241V239H35V238H34ZM75 240L77 241V239H75ZM52 241L53 240H51L50 242H52ZM76 241H73V240L71 242L69 241L70 250L77 251L78 249H80V247H79L80 245H77ZM151 241H152V239H151ZM33 242H35V241H33ZM64 242H65V240H64ZM77 242L83 243L85 245L84 242H87V241H84L83 239H81V240H79ZM32 244H35V243H32ZM154 244H155V242H154ZM11 245H13V246L15 245L16 246L15 243H13ZM230 245L231 246L234 245L235 248L234 249L231 248ZM76 246H78V247H76ZM157 246H158V244H157ZM58 249H60V251H63L62 250L63 248H61V245H58ZM94 249H96V248H94ZM99 249H98V251H99ZM212 249H213V251L216 250L217 252L218 251L219 252L218 253H213V252L210 253V250H212ZM55 251H57V250H55ZM97 254H98V256H97ZM18 255H20V256L17 259ZM65 255H66V253H65ZM67 255H68V253H67ZM153 255H155V254H153ZM75 261H77V260H75ZM124 262H126V260ZM133 263H135V262H133ZM90 264H92V263H90Z\"/></svg>",
	"mask_w": 264,
	"mask_h": 264
},
{
	"label": "snow or ice",
	"instance_id": "6c2138e0",
	"mask_svg": "<svg viewBox=\"0 0 264 264\" xmlns=\"http://www.w3.org/2000/svg\"><path fill=\"white\" fill-rule=\"evenodd\" d=\"M108 99H112L109 97ZM103 103V101H101ZM130 112L135 114L139 118L140 111H146L145 101L142 97H139L135 92H130L129 96L120 101ZM36 111H41V107L38 106ZM99 117H110V113L106 111H97L92 113ZM123 123L127 126V131L141 135L145 141H155L156 143L162 144L169 137H175L177 132L174 128L169 126V124L164 120V117H158L157 120L152 122V127L150 130H143V125L132 126V122L128 119H124ZM159 125V127L157 126ZM171 142V141H170ZM176 143H179L177 140ZM184 152H188L187 148L182 149Z\"/></svg>",
	"mask_w": 264,
	"mask_h": 264
}]
</instances>
